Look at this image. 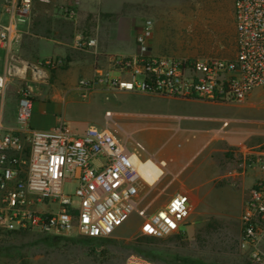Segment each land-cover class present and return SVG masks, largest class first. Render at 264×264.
<instances>
[{"label":"rangeland","instance_id":"obj_1","mask_svg":"<svg viewBox=\"0 0 264 264\" xmlns=\"http://www.w3.org/2000/svg\"><path fill=\"white\" fill-rule=\"evenodd\" d=\"M232 1L168 0L169 16H178L175 23L169 20L172 45L187 55L232 57L237 45ZM128 9L124 3L118 11L126 14ZM61 25L71 42L78 32L91 36L77 17L65 18ZM60 58L63 63L54 66L26 62L20 70L17 64L0 100L16 104L17 89L24 87L34 96L35 107L41 89H67L70 68ZM72 76L77 92L65 94L62 118L78 128L106 126L129 147L138 141L143 158L166 160V166L159 163L166 169L160 180L150 184L140 179L138 209L150 212L165 205L173 194L184 192L178 188L182 182L195 185L187 223L179 232L147 236L139 230L142 217L135 211L103 238H88L77 230L62 235L0 228V264H122L130 253H145L158 264H244L239 216L255 173L248 158L264 152V87L255 88L245 102L221 103L107 87L85 92L79 81L88 76ZM29 122L40 128L35 116ZM62 189L73 194L75 182L65 179Z\"/></svg>","mask_w":264,"mask_h":264},{"label":"built area","instance_id":"obj_2","mask_svg":"<svg viewBox=\"0 0 264 264\" xmlns=\"http://www.w3.org/2000/svg\"><path fill=\"white\" fill-rule=\"evenodd\" d=\"M32 5L33 0H18L6 9L10 15L0 18V47L15 39L17 24L27 21ZM61 10L67 19L77 16L72 3ZM232 14L237 43L232 57L155 53L148 43L153 24L145 19L135 35L136 52L112 55L108 67L96 66L79 81V87L85 92L107 87L210 102H245L255 88L264 87V0H233ZM75 45L98 53L96 37H77ZM44 63L59 65L63 59L48 58ZM10 75L9 70L0 72V92ZM17 94L15 123L8 125L0 116L1 229L62 235L77 230L103 238L137 211L144 235L161 237L181 231L191 211L188 192L173 194L153 211L138 209L142 178L137 161L146 159L138 141L129 147L106 126L90 124L76 131L64 120L51 129L32 128L29 90L19 87ZM226 124L225 119L222 127ZM247 165L258 175L243 200L240 245L244 264H264V152L254 153ZM65 179L75 182L73 194L63 192ZM122 264L158 263L130 253Z\"/></svg>","mask_w":264,"mask_h":264},{"label":"crops","instance_id":"obj_3","mask_svg":"<svg viewBox=\"0 0 264 264\" xmlns=\"http://www.w3.org/2000/svg\"><path fill=\"white\" fill-rule=\"evenodd\" d=\"M18 0H0V18L7 19L10 15L9 6L16 4ZM72 3L77 10V23L83 29L91 32L98 42L97 54L92 51L76 50V38L80 37L79 32L72 42L67 39L69 31L61 24L65 16L61 6ZM124 3L129 4L126 14L118 10ZM168 0H33L30 15L25 23H18L15 39L9 40L0 47V72L9 70L15 73L14 67L20 70L26 62L44 63L48 58L65 57L70 68V75L76 73L82 76H90L96 66L108 67L109 58L112 55L129 56L136 52L137 44L135 35L145 19L152 21V34L149 38V45L153 52L173 56L187 55L182 48L172 45L169 35L171 22L178 19L176 12L174 16L168 14ZM144 11V12H142ZM171 18V19H170ZM67 19V18H66ZM78 48V47H76ZM81 49V48H80ZM190 56V55H187ZM68 79L70 85L67 89L54 88L41 89L37 92L39 100L34 107L31 99V121L35 116L38 127L51 129L61 120L76 130L82 131L89 123L82 128L73 126L68 118H62L63 105L67 103L65 94L71 93L68 90L77 92L74 79ZM35 97V98H36ZM15 106H10L3 98L0 100V116L8 125L15 123ZM60 111V112H59ZM255 171L252 182L257 176ZM178 188L191 194L195 185L188 186L184 182Z\"/></svg>","mask_w":264,"mask_h":264},{"label":"bare ground","instance_id":"obj_4","mask_svg":"<svg viewBox=\"0 0 264 264\" xmlns=\"http://www.w3.org/2000/svg\"><path fill=\"white\" fill-rule=\"evenodd\" d=\"M212 130H210L211 132ZM218 137V131L213 130V138ZM159 163L161 165L166 166L168 162L164 159L160 160ZM159 163L155 161L154 158L148 157L145 160H138L137 161V169L141 178L152 184L161 179L162 176H165L166 169L165 167L161 166Z\"/></svg>","mask_w":264,"mask_h":264},{"label":"trees","instance_id":"obj_5","mask_svg":"<svg viewBox=\"0 0 264 264\" xmlns=\"http://www.w3.org/2000/svg\"><path fill=\"white\" fill-rule=\"evenodd\" d=\"M57 237H59V236H57ZM88 238H94V237H89V236H87ZM142 255V254H141ZM145 255H147V254H145L144 253V255L143 256H145ZM145 257H147V256H145ZM147 258H149V257H147ZM149 259H151V258H149ZM151 260H153V259H151Z\"/></svg>","mask_w":264,"mask_h":264},{"label":"snow or ice","instance_id":"obj_6","mask_svg":"<svg viewBox=\"0 0 264 264\" xmlns=\"http://www.w3.org/2000/svg\"><path fill=\"white\" fill-rule=\"evenodd\" d=\"M176 207H178L179 206V204L177 203V205H175Z\"/></svg>","mask_w":264,"mask_h":264}]
</instances>
